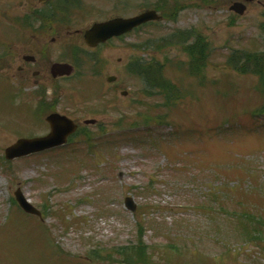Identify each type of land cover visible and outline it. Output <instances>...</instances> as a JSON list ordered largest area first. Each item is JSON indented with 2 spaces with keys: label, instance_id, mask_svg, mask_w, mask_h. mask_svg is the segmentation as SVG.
<instances>
[{
  "label": "rangeland",
  "instance_id": "rangeland-1",
  "mask_svg": "<svg viewBox=\"0 0 264 264\" xmlns=\"http://www.w3.org/2000/svg\"><path fill=\"white\" fill-rule=\"evenodd\" d=\"M155 1L124 0L125 7L109 4L110 11L99 14L89 10L74 28L134 15ZM232 1L194 7L199 0H179L187 7L175 23L147 26L105 50L100 89H84L78 78L59 84V113L80 125L97 119V127L87 128L93 151L78 134L73 144L44 155L5 160V149L16 139L49 128L44 117L39 122L40 106L24 103H34L29 97L36 88L27 85L22 102L14 104L4 101L0 89V264H122L114 251L135 245L139 236L152 263L264 264V226L240 217L264 220V84L226 65L234 51H264V6L253 3L239 17L228 10ZM191 27L210 44L204 76L166 66L164 74L179 86L181 99L165 108L163 98L147 97L142 82L127 72L129 59L152 57L138 55L130 44ZM45 44L50 62L65 53L50 37L36 38L35 50ZM156 56L185 60L176 49ZM17 63L1 68L0 76L19 87L13 78ZM108 76L115 82L109 84ZM51 84L48 98L55 95ZM17 189L41 218L28 217L13 203ZM126 197L136 203L135 212L125 208ZM98 254L100 262L89 257Z\"/></svg>",
  "mask_w": 264,
  "mask_h": 264
},
{
  "label": "water",
  "instance_id": "water-1",
  "mask_svg": "<svg viewBox=\"0 0 264 264\" xmlns=\"http://www.w3.org/2000/svg\"><path fill=\"white\" fill-rule=\"evenodd\" d=\"M230 9L238 14H242L245 10V7L240 3H236ZM156 18L157 17L154 13L147 12L129 20L115 19L103 24H97L94 25L92 29L86 33L85 40L87 44L94 45L98 41H104L112 36L123 34L134 26ZM71 71L72 68L67 65H54L52 67V72L54 74H70ZM47 120L51 124L52 128V132L47 137L31 140H19L16 144L6 150V158L14 159L16 157H20L32 152L44 150L49 147L59 145L64 142L66 136L74 130L72 123L65 117L51 115ZM16 198L19 205L25 212L39 215V212H37L24 199V197L19 191L16 192ZM125 206L131 211L135 210V204L131 198L125 199Z\"/></svg>",
  "mask_w": 264,
  "mask_h": 264
},
{
  "label": "trees",
  "instance_id": "trees-1",
  "mask_svg": "<svg viewBox=\"0 0 264 264\" xmlns=\"http://www.w3.org/2000/svg\"><path fill=\"white\" fill-rule=\"evenodd\" d=\"M184 50L190 55V61L192 64L190 74L199 76L202 73V69L207 61V47L204 43V39L196 36L195 42L184 47ZM228 65L232 66L234 70L240 74L257 76L259 81L264 84V52H234L228 60ZM161 81V83L157 84L158 88H160L166 96L168 93H172L174 96V86L164 78H161ZM171 99L172 98L169 94L166 97V102H170ZM241 217L243 218V216ZM246 218H251V216H247ZM255 224L260 225L262 222L257 221ZM114 253L115 260L122 264H149V255H147L146 246L143 244L142 236L137 238L135 245L131 244L118 248L114 251Z\"/></svg>",
  "mask_w": 264,
  "mask_h": 264
},
{
  "label": "flooded vegetation",
  "instance_id": "flooded-vegetation-1",
  "mask_svg": "<svg viewBox=\"0 0 264 264\" xmlns=\"http://www.w3.org/2000/svg\"><path fill=\"white\" fill-rule=\"evenodd\" d=\"M235 1H240V0H233V2H235ZM9 14H12V11H9V10L3 11L2 10V13L0 12L1 16H3V15L8 16ZM22 24H24L22 29H25V26H26V30H25L26 31V37L27 38L31 37L30 30H31V27H32L33 23L31 21V17H30L29 12H28L27 16L24 18ZM66 30H67V27H66L65 23H63V24L61 23L60 26H59V32H61V31L65 32ZM58 39H60V38L58 37ZM16 44H17V39H16L14 45H16ZM16 57L20 58V60H21L20 64L17 66V72L21 74L23 82L27 83L28 81L26 79H28V73L30 72L29 71L30 70V66H32L35 62L31 63V61H29L26 58L27 55H25V54H22L21 56L19 54H17ZM37 75L39 76V74H37ZM32 76L34 78V76H35V72L34 71H32ZM32 81H34V79Z\"/></svg>",
  "mask_w": 264,
  "mask_h": 264
}]
</instances>
